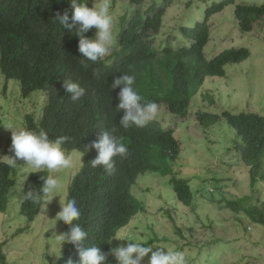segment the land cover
I'll list each match as a JSON object with an SVG mask.
<instances>
[{"label":"trees","instance_id":"trees-1","mask_svg":"<svg viewBox=\"0 0 264 264\" xmlns=\"http://www.w3.org/2000/svg\"><path fill=\"white\" fill-rule=\"evenodd\" d=\"M82 1L77 0L81 4ZM174 1L166 0L165 9ZM70 4L71 0H0V70L6 79L19 84L25 91L33 90V82L36 81L35 71L47 56L35 57L27 46L22 48L20 37L29 40L30 35L36 36L45 29L58 26L66 33L68 30L58 21H54V16L57 11L63 14L64 8ZM230 5H235V18L243 33L250 32L252 24L264 17V5L261 7L236 5L235 0L213 3L205 9L203 22L197 23L194 28L182 29L189 46L178 50L169 45H160L159 48L153 46V41L159 36L165 10L145 8L142 5L122 33L120 69L115 64L114 73L110 77L118 72L120 76L133 75L135 77L133 88L138 91L143 102L155 101L157 104L165 105L172 115L186 117L206 79L224 77L227 65L245 61L251 55L249 50L240 48L224 51L211 61L204 57L203 49L210 38L209 22L213 16ZM67 11L71 18L72 8H68ZM66 37L68 39L70 34H66ZM16 54L24 57L26 64L19 61L17 63L14 59ZM91 67L93 72L98 74L97 66ZM89 72L90 70L86 71ZM208 99L214 103L212 97ZM121 114L123 110H119L110 93L103 90L97 103H88L83 110L66 111L67 120L59 126L50 121L45 124V121L38 123L31 118L27 119L29 131L39 132L43 129L52 141L66 136L68 140L61 145L62 149L77 150L83 155L82 169L69 186L67 201L75 199L81 212L80 220L74 223H79L88 233L84 247L95 245L104 252L114 247L110 238L114 225L128 224L143 205L142 202L135 201L130 209L123 210V204L116 202V195L123 181L127 182L133 176L147 172L162 176L171 175L170 184L175 197L186 206H193L194 203V193L189 181L179 178L173 171V163L180 154V144L174 137L173 130L164 128L158 121L152 120L143 129L131 130L136 139L127 145L130 154L123 159L116 160L114 157L115 170L111 175L106 173L103 167L91 166L90 162L96 158L98 152L94 148L87 149L86 146L98 140L102 130L116 129L112 133L116 135L120 127ZM196 117L204 130L211 129L225 119L238 137V140L233 142L234 149L239 153L241 161L250 169L251 185L264 183V115L253 113L233 115L230 112L218 115L199 111ZM12 170L8 164L0 163V211L6 209L7 194L14 185L10 179ZM41 176L47 178L49 175L46 170H41L28 176L23 197L30 189L39 191L43 184ZM105 183L107 185L103 187ZM211 195V201L215 203L216 193ZM248 200L223 196L222 202L237 215L236 220L245 216L252 223L264 225V205L259 208L250 202L247 203ZM41 209V201L33 203L23 198L20 212L27 221L33 222ZM65 226L68 232L70 227ZM21 231L23 230L19 232ZM1 257L5 262L2 253ZM69 257L73 261L79 259L74 245L64 242L60 258L56 262L51 261V264H66ZM47 259L52 258L47 256ZM106 264H110V255Z\"/></svg>","mask_w":264,"mask_h":264},{"label":"rangeland","instance_id":"rangeland-1","mask_svg":"<svg viewBox=\"0 0 264 264\" xmlns=\"http://www.w3.org/2000/svg\"><path fill=\"white\" fill-rule=\"evenodd\" d=\"M151 1L147 0V3ZM221 1H177L167 10L163 22L168 20V13L170 21L155 46L169 45L174 49L188 46L181 28H193L204 19L208 6ZM235 2L236 5H264V0ZM187 3L190 6L186 7ZM121 4L119 1L113 6L118 18L125 12ZM210 25V41L204 49L207 60L232 48H247L251 57L241 64L227 66L225 78L207 79L186 117H176L166 106L159 105L154 119L164 128L174 131L183 149L174 171L179 178L190 180L194 190L200 185L198 179L202 183L200 195L196 194L192 207H186L174 199L170 178H147L138 187L140 197L146 202V212L137 216L132 224L153 226L154 232L142 229L149 238L157 234L158 237L168 236L179 247L187 244V253L183 252L188 264H264V225L252 223L245 216L236 220L237 215L221 201L223 196L249 199L247 203L262 208L264 184L251 185L248 169L234 149L233 142L238 137L225 119L208 130H204L196 120L199 111L218 115L224 111L233 115H264V17L253 23L250 32L243 33L235 19L234 6H229L214 16ZM11 86L6 84L0 72V163L5 164L6 156L14 155L9 151L11 130L8 127L14 131L27 130L26 114L32 103L41 99L33 95L24 100L19 89L14 92ZM209 97L214 99V104L210 103ZM64 152L72 157L73 167L49 172L59 180L61 187L47 198L35 222L27 221L20 208L25 182L36 170L21 160L12 167L10 179L14 185L7 194L6 211H0V248L7 264H50L48 261L56 262L60 258L63 242L59 235L66 233V227L58 221L56 214L61 210L60 203H66L69 186L83 165L80 152ZM146 188L148 191L144 193ZM212 193H216V203L211 201ZM175 228L182 230L184 241L175 235ZM48 255L52 259H47Z\"/></svg>","mask_w":264,"mask_h":264},{"label":"clouds","instance_id":"clouds-1","mask_svg":"<svg viewBox=\"0 0 264 264\" xmlns=\"http://www.w3.org/2000/svg\"><path fill=\"white\" fill-rule=\"evenodd\" d=\"M119 1H122L121 7L125 9V12L118 18L113 11V6ZM177 1L180 0H175L165 9L166 0H152L150 3H147V0H83L82 4L78 3L77 0H71V4L64 8L63 14L57 11L54 16V21H58L63 28L68 30L66 33L58 26L57 28L45 29L36 36L30 35L29 40L21 36L22 48H26L27 46L35 57L44 58L47 56L41 61L35 71L36 81L33 82L34 87L32 91H25L19 84L17 85L6 79L3 73H1L2 77L6 80V84H12L11 90L16 92V89H19L22 99L26 100L33 95L41 97V99H37L32 103L31 110L26 114V126L28 118L38 123L45 121V124L47 121H50L56 126H59L62 122L67 120L65 116L66 111L71 109L83 110L86 104L97 103L101 91L107 90L115 100L117 108L123 110L119 122L120 127L116 135L112 134L116 129L102 130L98 140L92 141L86 148H94L98 152L96 158L90 162L91 166L93 168L103 167L104 171L111 175L115 170L114 157H116V160L118 158L123 159L127 158L130 154L127 145L133 139H136V136L131 130L145 128L150 121L156 118L159 105H163L160 103L157 104L155 101L143 102L142 97L137 93L138 91L133 88L135 83V77L133 75L123 74L120 76V72H118L110 77L114 73L115 64L120 69L122 33L127 28L129 20L136 11L141 9L142 5L145 6V8L151 7L158 10H165V17L167 10ZM188 6H190L189 3H187L186 7ZM230 6H234L235 15V5ZM68 8H72L73 10L71 18L67 11ZM125 17L126 21H124ZM163 19L159 36L153 41V46H155V42L162 37L160 34L163 33V30L167 27V23L170 21L169 13L168 20L165 21V23ZM203 21L204 19L201 22ZM185 28L187 27L181 28V33L182 29ZM61 31L63 33H61ZM66 34H70L68 39ZM155 47H159V45ZM22 48L17 49L20 50ZM14 59L17 63L19 61L26 64L25 58L20 57L18 54L14 55ZM243 62L244 61L230 65H238ZM91 65L97 66L98 74L93 72ZM25 67H27V65H25ZM89 70L90 72L86 73V71ZM225 77L226 72L225 76L222 78ZM209 101L212 103L211 99H209ZM8 129L11 130V146L9 151L14 153V155L6 156V163L8 166L15 167L17 161L21 160L26 165L36 170L31 174L38 173L42 169L48 172L49 176L47 178L41 176L43 184L39 191L30 189L25 192L24 196L25 200L33 203H39L41 201L43 209L47 198L53 196L61 187L59 180L50 175L49 172L55 173L61 169L73 167L72 157L66 155L64 152L65 150H63L61 146L68 140V137L61 136L56 138L55 141H52L49 139L47 132L43 129L39 132L29 131L28 128L27 130L21 129L16 131L12 130L11 127H8ZM182 152L183 149L180 146V154L173 163V171L175 163L179 160ZM237 154L239 155L238 152ZM243 164L245 165V163ZM245 167L248 169V172H250V169L246 165ZM174 174L176 175L177 173L174 171ZM156 176L170 178V184L171 175L162 176L160 174L147 172L135 175L127 182L123 181L122 185L119 187L116 195V202L123 204V210L130 209L135 201H139V203L142 202L143 205L128 224L114 225V230L110 235L114 247L108 252L102 251L100 247L95 245L84 247V243L88 238V233L79 223H74V221H79L81 218V212L77 207L76 200L71 199L67 201L66 199V203H60L61 210L56 214V217L58 221H62L65 225H68L70 230L59 235V239L63 243L67 242L74 245L79 257L78 261H73V259L69 257L66 264H106L109 255L110 264H188L183 252L187 244L179 247L172 243L168 236L158 237L157 234L149 238L144 234L142 229L146 228L154 232L153 226H141L137 223L132 224L137 216L143 215L146 212V202L145 199L140 197L141 194L138 191V187H140L142 182L147 178L152 179ZM188 181L194 193V205L196 194L198 193L200 195L198 191L202 183L197 179L200 185L194 190L193 186L190 184V180ZM166 182H168L167 179ZM106 185L107 183H105L103 187ZM146 191H148V188H146L144 193H146ZM174 199L183 204L176 197H174ZM214 202L216 203L215 200ZM6 209L1 212H5ZM175 230V235L184 241L182 230L180 228H175ZM185 252L187 253L186 250ZM1 253L3 254L2 248H0L1 264H7L6 257L4 262ZM48 262L50 264L52 263L51 261Z\"/></svg>","mask_w":264,"mask_h":264}]
</instances>
